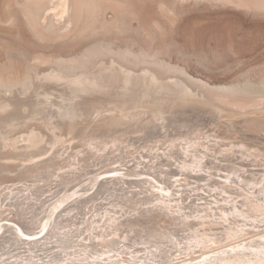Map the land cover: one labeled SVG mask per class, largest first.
<instances>
[{
    "label": "rangeland",
    "instance_id": "1",
    "mask_svg": "<svg viewBox=\"0 0 264 264\" xmlns=\"http://www.w3.org/2000/svg\"><path fill=\"white\" fill-rule=\"evenodd\" d=\"M163 1H164V3L166 5L163 3ZM105 2H106V4L104 3L103 6H102V8L99 9L96 18H94V19L89 18L88 19V17H85L84 20H83L84 26L81 29L78 30L79 32L77 34H75L74 36H72L70 39H68V40H66L64 42H61V43H51V44H46V43H42V42L40 43L38 40H36V38H34L33 33L31 32V30H29V27L26 26L27 24L24 22V18L22 16V14H20L19 12H14V14L16 15V18H17V25L19 26L18 27L19 29L16 28V29H13V31H0V46L4 47V49H6L11 54L10 57H7L6 58V61L8 63H14V65L17 68H19V67H21L23 65L26 66L27 63H28V58L30 56L34 55V54H42V53L43 54H47V55H58V54H60V55H63L64 57H67V56H70V57H79L92 44H94L95 42H97L99 40H102V41L104 40V41H107V42L112 43L117 50H119L118 49L119 47H121V48L124 49L127 46H133V48H135V51H139L140 49H145L147 51H150V53H152V54H155L158 50H160L161 53L159 54V57L162 60H165V61H167V62H169V63H171L173 65H177V66L185 69L187 71V73L189 75H191L192 77H194L195 79L199 78V79H201L203 81L208 82L211 85H215V86H234V85H237V84L238 85L239 84L244 85L246 83H251V84L254 85L255 92H256V90L258 91V89L260 87H262L261 77H259V76H261L262 74H264V11L263 12L256 11L252 7L251 8H246L245 7L244 8L243 6H236V5H232V4H230V5L229 4H225L224 5V3H222L221 1L219 2L218 0H214V1L213 0H201V1L200 0H197V1L196 0H192V1L191 0H189V1H185V0H167V1L166 0H106ZM108 2L113 6V8L107 9ZM185 5H187V6H185ZM16 7H18L17 4H15V11L18 10ZM105 18L108 21V23H110V25L107 26L106 28H103V26H105V25H103V20ZM155 24H157L156 27H155ZM0 56H1V51H0ZM110 63H111V61H110ZM112 64H114V63L112 62ZM103 65H105L106 67L109 66V65H107V63L106 64L103 63ZM51 67H52V65H49L47 67H44L42 69V71L43 70L44 71H47ZM94 67H91V68H93L92 70L94 72H98V76L97 77H100V76L101 77H104L103 75H101L102 73L99 71V69L97 68V66H94ZM91 68L89 70H91ZM141 73H143L142 70H141ZM85 75L86 74H84L83 77H85ZM120 75H121L120 76L121 78L119 77V74L118 73H115L114 75H112L113 79H112V77L110 78L112 80V82L117 78L118 80H115L114 82H119V83L118 84L117 83H114V85L112 87H110V85H109V87H106V90L105 91L107 93L106 92H103V91H102L103 93H101V92H98V93L92 92V91H90L91 90L90 88L88 90L90 92L87 91L86 93H83L84 94L83 95L84 97L91 96V98H94L93 96H95V95H92V93L96 94V96H101L100 95V93H101L102 94V98H101L102 101L101 102L104 103V105L107 103L106 106H108L109 99H111L109 97L110 96H113V99H112L113 100V103H112V105L108 106L109 107V109H108L109 112L104 111L105 109H107V107L106 106L104 107V105L101 103L103 105L102 106V109L103 110L101 109L98 112L96 111L95 114L91 113L92 112L91 111V112H87V113H91V114H87L86 113V116H79L76 119L77 120V123H76L77 126H76V128L74 130V136H76V137L77 136H80L81 137L83 135H85V136L89 135V137L88 136L87 137L89 139L90 138L91 139L89 140L87 137H85L84 139H82V142H84V143L86 141H88V140L90 142L92 140L91 144L92 143H95L94 140H93V138L94 139L95 138H98L96 142H102V141L108 142V144H110V145H108L107 143H105L103 145V148H106V150L103 149V151H105V152H102V151L100 152L99 151L100 153L99 152L97 153L98 156L96 154L97 157H94V160H88V163H87L88 167L91 168L93 166V162H91V161H95L97 158H100V157H102L101 158L102 159L101 160L102 162H103V160L106 161L107 159H110V160H107L108 162L111 161L112 159L116 162L113 165L112 169H119V170H118V172L115 171L114 173L120 174L123 170H128L130 168V166H131V167H133L132 169H135V171L133 173L136 174V177L129 178V181L130 180L133 181L132 185H130V187H128V185L126 186L125 183H123L122 185H119L116 188L117 191H115V192L113 191L114 190V187L112 185H110V186L109 185H105L104 187H102V189L99 188V190H97V189L96 190L94 189L93 191L91 190V192H92L91 194L85 195L84 197L79 198V200H75V201L70 202L69 204L63 206L62 208H60L59 210H57L56 214H53L52 215L53 218L54 217H55V219L57 218L56 220L58 221L57 223L59 224V225H57V224L55 225L54 224L55 221L53 219L52 228L54 227L53 229H55V230H58L59 229L58 230L59 233H60V235L58 236L59 238L58 237H55V238L54 237L53 238L51 237L52 240L51 241H48V244L47 245H44V243H47V241H45V239L46 240L48 239L47 237L45 238V235L51 229V228H44L43 234H41L39 236V238H41V239H44L45 238L44 239L45 242H42V245H40L41 243L40 244H36L35 243L36 245L34 243H30L29 245H27V244H21L19 246L18 245H14V246L12 245L11 248H6L2 252L1 255L2 256L4 255V259L1 260L0 263H3L4 262V264H6L8 262L7 264H12V261H14L13 257L15 258V255H17V254L19 255V253H24L26 251L25 254L28 255L27 257H29V258L27 259V262L28 263L25 262L24 264H30V262H32V264H33V260H34V263H37V264H46V263L49 264V262H52L53 264L54 263L55 264H57V263L60 264V262H63L61 264H65V263H70V264L77 263L78 264V262H79L78 259H80L79 252L81 254L84 253V255H83L84 257H81V258H86L87 257V254L88 255H91L92 254L95 259L96 258H101V260H99V262H101V263H105L106 261H111L112 260V264H123V262H121V261H123V257H125L126 255L122 256L121 253L124 251V249L125 250L127 249L126 246H125V244H124V242L125 241L126 242L128 241V243L130 242L131 244H134V246L132 245L131 250L130 249L128 250V252H130L132 256L130 254H129L130 256L129 255L126 256L125 258L128 259V260H126L124 258L127 263L130 260L129 261L130 264H140V263L143 264L144 261L139 260L138 259L139 257L137 258L139 261L133 259L132 257L133 256H143L144 255L143 256L144 259H147L148 260L145 264H148V263L149 264L150 263L151 264H154L153 262L155 261V259L153 257H151L152 255L150 254V252L151 253L152 252L154 253V251H156V249H157V248H155L156 246H158V248L160 247V249L164 250L165 252L168 251L167 253H169L168 254L169 256L172 255L173 250H176L177 248L178 249H181L182 247H185V246L186 247H189L188 241L186 242V240H187L186 239L187 238V235L186 234H189V232L191 233V231H188L189 230L188 227L185 226L187 229L184 227V224L181 223V220L182 219L180 221H178V220L174 221V222L178 223L177 224L178 228L175 227L176 226V223L175 224H171V223H169L167 221L168 222V226H169V228H168V226L166 225V223L165 222H162V224L164 225V227H167L168 228L167 229L168 233L166 231L167 234L162 231L163 234H165L167 236V238H166V236H163V237L161 236L160 238H156V239L155 238H152L151 236H153V235L150 234L151 235L150 236L149 235V231H147V232H144L143 231V233H140L139 232L141 234V236L140 235H137L138 231H137V233L135 232L137 229H141V227L139 226V223L140 222H141L140 224L144 223V224H142V227H147V225H149V223H151L152 220L154 221V219L151 220V218L154 216V214L152 215L153 212H151V214L148 211L147 212L149 214H147V212L146 213L145 212H141L140 214L135 212V210H138L139 208H142V209H140V211H143V209H145V207H148L147 205H150L148 203V199L149 200L151 199L150 196H149L150 195V192H148L147 190L143 189V184L141 182H139L142 179L148 178V176H147L148 174L147 173L149 172L148 171L149 169L147 168V166H144V164H141V163H145L146 165L149 164L150 167H152V163H154L153 166L154 167L157 166L156 167L157 173L160 174L162 171H165L166 172V170H167L166 173H169L170 174V172H171V175H173V171H175V170L178 171V169L181 166L184 165L185 160H192L193 163H195L196 160L197 161L199 160L201 167L202 166H208V168H207L208 170L203 169L205 167H202V169L204 171L203 170L200 171V167H199V168L196 169V171L197 172L200 171L199 174L202 175V176H207V177H210V178L212 177L211 178V182L214 183L212 181V180H214L215 181V184L217 186L216 188L218 189V190H216L215 187L213 188V186H212L211 183H210L211 185H208V186L205 185V186H203V183H201V182H198L197 183L196 181L192 180V182H194V184L192 183L191 186L192 185L193 186L192 187H189V185L187 184L188 182L187 183L186 182H182V183H184L183 184V187L180 189L182 191V196L184 198H186L187 196L193 195V196H191L190 199L186 200V202L184 203V205L182 204V206H185L186 204H189V201L192 202L194 200L197 201V204L199 203V205L200 204L203 205V206L197 207V208H196V206H194V210H192V211H189L188 210L192 214L191 220L192 219L194 221L197 220L196 222L197 223H200V225L198 227V230L200 231V233L202 232L201 234H208V235H212L213 234L212 236H214L212 239H210V240H213L211 242H210V240L206 239L208 241H207V243L204 244V248L205 249L201 251L203 254L202 253H200V254L199 253H195L194 254L195 255L194 257L196 258V256H197V257H199V259L193 261L192 263H189V260H188L186 262V264H193V263L198 264V262H200V263H206L205 260H211L212 262L210 264H213V263L214 264H217V263L222 264L224 262L219 261V260L218 261L216 260V263H215V261L213 262V260H214L213 257L220 256L219 252L222 253L223 250H224V247L227 248V250L229 248L230 249L229 251H231L232 248L230 246H232V245L235 246V244L238 245V241H239V244L241 245L240 247H237L236 248V249H238V251H240L242 253L244 250L241 249V247L242 248L243 247H246V245L248 243V245L250 246V248H248L247 250H245L243 253H246V255L249 254L250 259H251V257L252 258L258 257L259 256V252H263L264 251L261 248V246H260V243H262L261 238H260V234H261L260 231L262 232L264 230V214H263L264 213V206H261L262 203L264 204V194H263L264 192L261 193V195L260 194H256L252 198V197H248L246 194H243V192L239 189V187L242 186V185H246L247 189H249V188L250 189H253V191L251 190V192L254 194V193H256L257 189H261L262 186H264V178H263V176H264V173H263V171H264V151H261V152H263V154L260 153V151H259V147L260 146L262 148L264 147V131L263 132L261 131V130H264V129H261L260 130L261 132L260 131L257 132V131L254 130V128L256 126H252L250 123H248L252 118H255L256 117L258 119H262V124L263 125H261L260 127H263L264 126V115H263V113H264V110H263L264 109V101H263L264 100V93L260 92V93H256V94H251L253 96V101H254L253 104H251L252 103L251 101L248 102L249 105L245 103L246 104V107H247V105L249 106L248 108H246L244 106L247 109L246 111H248V110L251 111V109L253 111V109L259 108L256 111H253V112H257V113L255 114V116H253L254 114H252L250 116V120H248L249 116H245L244 114H239L241 112V111L239 112V110H237L239 108H236V106H234L235 107L234 108L233 105H231L233 107V108L230 107L231 108V112L232 113H234V112L235 113H238V115L234 116V118L232 117V119H231V121H232V120H234L237 117L236 118L237 120L236 119L234 120V122L235 121L237 122L235 124V127L236 128H234L233 121L231 122V121H229V119L228 120L225 119V121H224L223 118H217V117H219L218 115H216L217 112H216L215 116H213V119H211L212 118L211 115H214V114L209 113L208 112V109H204L202 111H199V112H197L198 114L197 113H193L192 110L191 109H188V108L183 109V110H179V108L173 109V107L171 106V101L169 99H165V100H161L160 101L161 103H163V108L161 110V114L159 116H157V119L155 118L156 120L154 122H152L153 112L151 114L150 113V109L149 110L147 109V106L150 104L149 102L151 101V99L149 101V98H148V103H147V101H146L147 100V97H146V99L143 98V103L145 102L144 103V106L143 107H138V108H136V106H135V102H138L139 100H142V98L139 99L140 97H138L139 95H141L138 89H141L140 91L142 92V90L146 88L147 82L145 83V80L148 79L147 76L144 77L145 79L142 78L141 81H138V82L136 80H138L139 78H135L136 79L135 82L136 83H140V85H137V87H134L133 88V92H131V93L132 94H134V93L137 94V92H138L139 94H138L137 97H135V98L133 97L132 100H128L124 104L121 100H117V96H118V93H122L123 91H125L126 88H127V86H130L129 84H131L130 82H132V80H133L132 79L133 78V75L131 76V78H130V76H127V75L125 76V74H121L120 73ZM148 75L151 76V73L148 74ZM114 76L115 77L117 76V77L115 78ZM150 76H148V77H150ZM83 77L81 76L80 78H83ZM126 77H127V79H125ZM124 79H125V82H124ZM128 79L131 80V81H129ZM150 79H151V77H150ZM150 79H148L149 82L155 83L152 79L151 80ZM104 80L105 79H103V81ZM168 81L170 83H172V82L174 83V81H176V78L169 79ZM259 81H261V82H259ZM87 82L88 81H85V85L86 86L88 85ZM123 82L125 84H123ZM127 83H128V85H127ZM103 84H104V82H103ZM141 85L143 87H145V88H142ZM144 85H146V86H144ZM81 86H80V88H81ZM258 86H259V88H258ZM138 87H141V88H138ZM195 87L196 86H192L193 91H195V93H199L200 92V89L198 88V90H197L196 89L197 87L196 88ZM134 89H136L138 91H136ZM81 94L82 93H79V95H81ZM108 95H109V97H108ZM246 95L239 94L237 96H233L234 97V101L239 98L238 96L244 97ZM252 96H249V97H252ZM245 98L246 97H244V99ZM231 99L233 100V98H231ZM171 100H173V99H171ZM239 102L241 103V99H240ZM239 102H238V104L240 105ZM243 102H246V101L243 100L241 104H243ZM218 104H220V103H218ZM245 104H243V105H245ZM254 104L255 105H258V107H256ZM145 105H146V107H145ZM221 105H222V108L226 109L225 113L227 111H230V108L229 107H228L229 108L228 109L227 106H223V104H221ZM243 105L242 106L240 105V107H243ZM228 106H230V105H228ZM250 106H252V108ZM254 106L256 108H254ZM260 106H261V108H260ZM236 110H237V112H236ZM240 110H242V108H240ZM258 110H260L261 112L260 111L258 112ZM122 111L124 112V115H125V117L127 119V124L125 126H119V125L111 126V125H109L110 127L109 126H104V128H103L102 126H99V124L97 123V121L102 116H104V115H107L108 116V115H110L112 113V114H114L116 116V115H120ZM136 111L138 112V114H136L137 113ZM67 112H68V109L62 110V111H58L57 115L61 117L63 114H66ZM241 113H244V112H241ZM259 113H261L262 115L259 114ZM78 114H80V113L78 112ZM136 115H138V116L136 117ZM239 115L240 116L242 115V116L240 117ZM243 115H244V117H243ZM256 115H258V116H256ZM193 116H195V117H193ZM82 117H83V119H82ZM242 117L244 118L243 120L245 121V123L242 120ZM245 117H247V118H245ZM38 118H40V115H38ZM163 118H164V120H163ZM190 118H191V120H190ZM198 118H201V119H198ZM222 120L224 122H226L227 124H224ZM205 122L206 123L208 122L207 125H206ZM151 123H153V124H151ZM159 124L162 125V126H160ZM195 124H196V126H195ZM154 125H156L157 128L159 127V129H157L156 127L154 128ZM167 125H168V127H167ZM250 127L253 128V131L252 130H249V129H252ZM166 128L167 129L169 128L167 130L168 131L167 133H166ZM213 129H215V132L214 133H211L210 130H213ZM64 130L63 129L58 130V132L61 131L60 133H63V135H62L63 138L59 141L58 144L62 143L61 141L62 140H66V139L68 141L75 142V140L74 141L72 140L73 139L72 138L73 136L70 133H68L67 130H65L67 133ZM79 131H81L82 133L79 132ZM216 131H217V134H219V135H214V134H216ZM207 132L209 134H207ZM122 133L123 134H126V135H124L125 138L123 139V141H122V138H123L122 137L123 136ZM256 133H257V135H256ZM235 134H237V137H236ZM241 135L243 137H246V139L243 138ZM253 135H255L256 137L255 136L253 137ZM64 136H65V138H64ZM216 136L217 137L219 136V137L217 138ZM118 137H120V138L117 139ZM181 137H184V138L182 139ZM204 137H206L205 138V141H204ZM260 137H262V138H260ZM86 138H87V140H86ZM176 138H177V140H176ZM192 138H193V140H198V142L200 141L199 138H201V141L199 142L201 144L196 145L194 143V141L192 143V141H191ZM216 138L219 141H216L215 140ZM220 139H221V141H220ZM117 140H118L119 143L117 142ZM237 140H238V142L246 141L245 143L248 146L251 145L250 147H253L255 149L254 151H255L257 157L255 156L254 158H252V157L250 158V157L247 156V154H243L242 152L241 153L238 152L240 150L237 149V148L234 149V150H236V153L234 154V150L232 149V147H233L234 143H237ZM115 141H116V143H115ZM158 141H160V142H158ZM188 141H189V143H188ZM206 141H207V143H205ZM156 142H157V144H154ZM186 142H187L188 146H187ZM167 143H170V144L168 145ZM46 144L47 143H44V146ZM181 144L182 145H185L184 146V150H183V146ZM217 144H219V145H217ZM65 145H67V143ZM258 145H260V146L258 147ZM47 146L49 147L50 145L47 144L46 145V148H47ZM89 146H91V145H89ZM129 146H131V147H129ZM136 146L137 147L139 146V147L136 148ZM122 147H124V148H122ZM151 147H153V148H151ZM170 147H172V148L170 149ZM175 147L180 150V153H177V152H176V154L173 153V152H175L174 151ZM117 148L119 149V151H118ZM121 148L123 149V151H122ZM129 148H131V149H129ZM140 148L141 149L143 148V149L141 150ZM163 148H164V151H162ZM192 148L194 149L193 150V153H198L199 155H196V154H193V153H187V150L189 152V149H192ZM202 148H204L203 151H202ZM209 148H211V149H209ZM112 149H115V151L114 150L112 151ZM139 149H140L141 152L139 151ZM125 150H127V151H125ZM133 150H137V151L135 152ZM148 150H150L149 151L150 153L148 152ZM152 150H153L154 153L152 152ZM166 150L168 151L167 153H166ZM175 150H177V149H175ZM108 151L109 152L112 151L113 153L110 152V154H111L110 155ZM116 151H118V152H116ZM131 151H132V153L134 152L133 155L131 154ZM125 152H130V153H125ZM145 152L146 153L148 152L147 154H153V155H151L152 158H151L150 155H147L148 161H147V159L144 158V157H146ZM48 153L50 155H52L53 154V151H48ZM104 153H105V155H104ZM106 153H107V155H106ZM116 153H118V154H116ZM136 153H138V154L136 156H134ZM141 153L144 154V157L142 155H140ZM237 153H239V154H237ZM125 154H126V156L127 155H132L134 157H132V156H131V158H130V156L126 157ZM162 154H164L165 156L164 155L162 156ZM191 154H192L193 157L190 158L189 156ZM99 155H101V156H99ZM138 155H140V156H138ZM200 155H202V156H200ZM0 156H2V154H0ZM81 156H82V154H81ZM107 156L110 157V158H107ZM124 156H125V160L126 161H128V159L130 160V163L125 162ZM2 157H4V156H2ZM153 157H154V159H153ZM163 157H164V159H163ZM172 157H174L175 160ZM219 157L220 158L223 157L222 159H224L225 161L219 160L218 159ZM149 158L152 161H149L150 160ZM157 159H158V161L155 163V161ZM178 159H179L180 162L178 161ZM210 159H212V160H210ZM7 160H9V159L2 160L3 163H2V161H0L1 162L0 164H5L6 165V164H9L11 162H14V159L13 160L10 159L11 161L10 160L7 161ZM117 160H119V161L121 160L122 162L121 161L120 162L123 165H125V168H123L124 166H122V164L119 161H117ZM123 160H124L125 163H127V165L123 162ZM136 160H139L140 162L141 161L142 162L141 163L139 161L136 162ZM218 160L220 162H223V163L218 162ZM5 161H6V163H5ZM101 161H100V159L99 160H96V162L98 164H100ZM107 161L104 162V163H106V165L110 163V162L108 163ZM161 161H163V163L164 162L165 163L163 164ZM208 161H210V163L213 164V165L212 164L211 165L214 168L210 164H207ZM75 162L77 163V160H75ZM134 162H136V163H134ZM138 162H139L140 165L137 164ZM169 162H170L171 168H169V165H168ZM171 162H172L173 165L176 164V167L175 166L173 167V165L171 164ZM235 162L239 163L238 166H235V165H237V163H235ZM23 163L25 164L26 162H22V165H24ZM104 163L102 165L100 164L98 168H100L101 166L105 165ZM181 163H183V165H181ZM203 163H205V165ZM244 163L246 165H244ZM98 164H97V166H98ZM165 164L167 165V167H166ZM158 165H159V167H158ZM191 165H192V163H191ZM220 165L221 166L223 165V167H220ZM75 166H76V168H77V166L78 167H82V164H79V165H68L67 167L65 166L67 170L63 167V164H61V165L59 164V166H58L59 169L62 167L60 170H56V169H58V167L56 169H54V168L51 169L50 168L48 170L45 168L44 171L42 170L44 168L41 169L42 171L40 169H37L36 171L32 172V174L30 173V176L29 177L27 176L28 177V180H30V179L32 180V181L30 180L28 182H26L27 181V177H25V178L23 177V178H20V179H14L15 182H14L13 179H10V181L4 182L5 185H3L4 183L3 184L0 183V185L2 184L0 186V188L1 189L3 188V190H4V191L0 190V196L2 195L0 197V202H1L0 203V211H1V213H0V217L1 218L0 219L2 220V221L0 220V224L1 225H3V224L9 225V224L12 223V221H9L8 222L7 220H4V219H6L7 217H9L7 219L13 218L14 215L13 214L10 215V213L8 215V212L14 211L15 208H16V206H17V208H19V209H22L23 208V210H21V211H23L22 212L23 214L26 213V217L24 218L25 219L24 220L25 221V224L24 225L25 226L27 225L26 226L27 227V230H28L27 232H30L29 230L33 231V229L37 228L38 227V223L37 222L35 223V220L34 219L40 220L39 219L40 218L39 215L41 213L45 212L44 209L47 210V206L51 205V203H54V202H56L57 199H59V197H57L55 195V193L62 190L63 195L65 194L64 193L65 190H63L64 189V186L62 185V183H60L61 182V179H60L61 177L60 176L62 175V177H64V175L65 176L66 175H69L70 170H72V169L76 170V168H74ZM209 166H210V168H209ZM243 166H246V167H244L242 169ZM119 167L122 169V171H121V169ZM216 167L219 168V170H217ZM238 167H240V168H238ZM228 168L230 170L229 171H226V169L228 170ZM64 169L66 171H68L69 169L70 170H69V172H66V171H64ZM94 169H96V168L94 167ZM139 169H141V170H139ZM160 169H161V171H160ZM38 170H40V171H38ZM53 170L55 171V173L53 172ZM104 170H107V169L105 168ZM3 171H6V169H3ZM49 171L52 172V174ZM59 171L61 172V174H60ZM82 171L85 174V172H84L85 170L83 168L81 170L79 169L78 170V173H80ZM144 171H145L146 175H141V177H140L139 176V172H144ZM154 171H155V169H154ZM215 171H216V174L218 175V177H217L216 174L213 173ZM96 172H98V171H96ZM188 172H190V170H188ZM222 172H223V174H226L227 176H229L228 179L229 180L231 179L230 181H234V186H231L228 183L229 181H226L227 180L226 178L225 179L220 178V176H224V175H222ZM228 172H230V173H228ZM38 173H40V174H38ZM83 173H81V174H83ZM251 173H253V174H251ZM111 174H113V173H111ZM92 175L93 176H96L97 174L96 173H92L89 176H85V177L83 176L82 179H80V181L74 182L75 184L72 183L73 185H70L69 190L70 189H71V191H72V189L75 190L79 186H81L82 188H85L84 187L85 186L84 185L85 182H87L88 178L93 177ZM226 175L224 177H226ZM255 175H257V176H255ZM260 175H261V177H260ZM41 176L43 177L45 183H44V181L42 182V181H39L38 180L40 178H41V180H43ZM237 176H239L240 178H237ZM52 177L54 178V181H53V178ZM105 177H107V175H104V177L102 178V180H104ZM231 177H234L236 179L234 180ZM36 178H38V179H36ZM50 178H52V179H50ZM65 178H67V176ZM180 178L183 179L184 177L183 176H178V177L176 176L172 181H174L176 179H180ZM260 178H261V180H260ZM69 179H72V178H67V180H69ZM84 179H86V181H84ZM237 179H238V181H237ZM241 179H243L244 181L241 180ZM16 180H18V181L22 180V181L21 182H18ZM122 180H124V179H122ZM219 180H221V181H219ZM258 181H260V184H259L260 186L257 184ZM37 182L41 186L38 185ZM40 182H42V183H40ZM55 182H56V184H55ZM57 182H58L59 185L57 184ZM78 182L80 184H82V182H83V184H82L83 186L80 185V184H78ZM237 182H238V184H237ZM33 183H35V184H33ZM47 183H49L51 185L49 186V184H47ZM252 183H253V185H251ZM18 184H20V185H18ZM196 184L199 185V186L198 187L197 186L194 187ZM28 185H29V188H28ZM30 185H31V187L32 186H34V187L30 188ZM52 185H55V187L52 186ZM60 185H61V187H60ZM250 185L252 187H250ZM44 186H45V188H44ZM56 186H58L57 187L58 189L56 188ZM73 186L76 187V188H74ZM187 186L190 189H188ZM200 186L202 188H204V190ZM220 186H222V187H220ZM223 186H225V187H223ZM13 187H15L16 190H13ZM50 187L52 188L53 191L51 190ZM105 187H106V189H104ZM108 187L109 188L111 187L110 188V191L107 190ZM112 187H113V189H112ZM186 187H187V189H186ZM48 188H49V190H48ZM54 188L56 190H54ZM31 189L32 190L34 189V190L32 191ZM41 189H44V190H41ZM103 189L106 192H110V194H113L114 193L115 196H114V194L112 196L109 195L108 193H106L105 191H103ZM191 189H194L197 192H194V193L191 194L189 192ZM223 189H227V192H221ZM38 190H40V191H38ZM14 191H16V192H14ZM42 191H44L43 194L40 193ZM111 191H113V192L111 193ZM68 192L71 193L70 191H68ZM68 192L66 194H69ZM116 192L119 194L118 196H116V194H117ZM134 192L136 194L135 195L134 194L131 195V193H134ZM2 193L4 194V196H3ZM10 193H12L13 197H12V195ZM140 193L141 194L144 193V194L141 195ZM204 193H207V195L204 194ZM216 193H218L221 196H219ZM33 194L34 195H37L38 194V196L40 195L39 197L38 196L37 197L35 196V199L36 200L35 199H34L35 201L33 200L35 204L31 200L32 199L31 197L34 196ZM53 194H54V196H53ZM30 195H32V196H30ZM43 195H45L47 199H48V196H50V195L52 197H54V198H52L50 196L51 198L50 197L49 198L51 199V201H50V199H48V201H49L48 202L46 200L45 196H43ZM90 195H93L95 199L93 198V196H90ZM127 195H128V197H127ZM28 196L31 199H29ZM97 196H99V197L97 198ZM142 196H145V197H142ZM129 197H131V198H129ZM261 197H262V199H261ZM8 198H9V200L7 201ZM38 198L39 199L41 198V202H40V200ZM104 198L105 199H109V200H106V202H108V203L111 200L110 203H109L110 205L108 203H106V202L104 203V200H105ZM126 198L129 199V200H127ZM204 198H205V200H204ZM256 198L258 199V202H257V199ZM52 199H53L54 202H52ZM198 199H199V201H198ZM206 199H207V201H206ZM254 199H256V200H254ZM26 200L27 201L28 200H31L32 204L29 201H28L29 203L27 202L28 203V206L30 205L31 207H28V206L26 207V205H27V203L25 202ZM44 200H45V202H44ZM116 200H118V201L116 202ZM135 200H136V202H135ZM11 201L13 203H11ZM119 201H121V204H120ZM139 201H142V203L139 202ZM16 202H18V203L16 204ZM21 202H22V204H21ZM23 202H24V204H23ZM43 202H44V204H42ZM248 202H252L255 206H257L259 208V211H251V209L249 208L250 206L248 205ZM5 203H7V204H5ZM89 203L91 204V206H90ZM124 203H125L126 206L129 205V203H130L132 207H134L135 204L138 203V208H136L134 210V212L132 211L133 214L132 213L131 214L129 213L130 214L129 215L128 213H126L128 211V209L126 207L122 206V205H124ZM132 203H133V205H132ZM139 203L142 205V207H141V205ZM15 204H16V206H15ZM33 204H34V206H33ZM97 204H99V205H97ZM101 204H102V209L100 208ZM204 204H205V206H204ZM79 205H80V208L83 209V211H84V212L82 211L83 213L81 212L82 209L79 208ZM88 205H89V207H88ZM211 205H212V207H211ZM14 206H15V208H13ZM32 206L35 209L39 207V209H36V210L32 209L31 210V208H33ZM73 206H75V207H73ZM40 207L41 208L43 207L42 208L43 212L42 211L39 212L41 210ZM103 207H105V208H103ZM180 207H181V205H180ZM226 207H227V209H226ZM27 208H28V210H27ZM65 208L66 209L68 208V210H66ZM76 208H77V210H76ZM118 208H120V209H118ZM230 208H232V209H230ZM98 209H99V211H98ZM112 209H115V210H112ZM116 209H118V210H116ZM175 209L178 210L177 207ZM3 210H7V211H4L3 212ZM26 210L28 211V213L27 212H24ZM60 210H62V211H60ZM64 210H65V212H64ZM110 210H112V211H110ZM125 210H127V211H125ZM213 210H215V211H213ZM33 211H35V212H33ZM49 211H51V210H49ZM59 211H60V215L58 217ZM86 211H88V212H86ZM73 212H74V214H73ZM250 212L253 215H256V214H259L260 213L259 214L260 217H258V219H257L254 216H252L250 214ZM256 212H258V213H256ZM5 213L7 215H4ZM32 213H34V214H32ZM91 213H92V215L93 214L94 215L92 216ZM98 213L99 214L101 213L103 216L101 214L99 215ZM113 213H114L115 216H113ZM142 213H144V214L142 215ZM199 213H201V214H199ZM29 214H30L31 218L29 217ZM86 214H87V216H86ZM108 214H111V215L108 216ZM134 214H135V217H134ZM145 214L147 215V217H146ZM208 214L210 215L209 217H207ZM120 215H121V217H120ZM127 215H129V216H127ZM171 215L176 218L177 216H180L181 214L178 213L177 215H175V214L173 215V213H172ZM199 215L202 218L203 217L204 218L201 219V220L200 219H197L199 217ZM202 215H204V216H202ZM2 216H5L6 218L5 217L2 218ZM32 216H33V218H32ZM42 216H43V214L41 215V218H42ZM64 216H66V218ZM138 216L140 217V219H139ZM141 216L143 218H145V219H143ZM225 216H227V217H225ZM88 217H90V218H88ZM126 217H128V218H126ZM91 218H92V220H91ZM93 218H94V221H93ZM123 218H125V220ZM214 218H216V219H214ZM64 219L66 221H64ZM78 219H79V221H78ZM84 219H86V220H84ZM103 219H105V221H102ZM113 219H114V221H113ZM116 219H118V220H116ZM128 219H130L129 222H128ZM208 219H210V220H208ZM30 220H31V222H30ZM87 220H88V222H87ZM121 220L123 222H126V221L127 222L124 224V223H122ZM100 221H101V223H100ZM119 221H120V223H119ZM213 221H215V222H213ZM26 222H27V224H26ZM61 222H63V223L65 222L64 223V226H63V223H61ZM131 222H132L133 225H131ZM28 223H29V225L30 224H32V225L29 227L28 226ZM90 223H92L93 226H91ZM105 223H107V224L105 225ZM117 223H119V224H117ZM114 224H116V225H114ZM145 224H146V226H145ZM203 224H205L204 225L205 228H204ZM230 224H232V225H230ZM119 226H122V227H119ZM136 226H138L140 228H138ZM253 226H257V227H260V228H258L259 230H256L257 228L256 227H253ZM60 227L61 228L64 227V228L63 229H60ZM75 227H77V228H75ZM94 227L95 228L98 227V229L97 228L95 229ZM149 227H151V226H149ZM149 227H147V228H149ZM235 227H237V228H235ZM107 228H108V230H107ZM214 228H216V229H214ZM244 228H246V231H250L249 233L251 235L248 233V234H245L246 237H243V238L238 237V236H240V233L241 234H244V231H242V229H244ZM65 229H68V230H65ZM122 229H125V230H122ZM128 229L131 230V233L133 231V233L131 234L130 233V230H128ZM202 229H204L205 231L202 230ZM219 229L220 230L222 229V232ZM228 229H230V230H228ZM235 229H239L241 231H237L236 232ZM87 230H88V232H87ZM105 230H106V232H105ZM215 230H217V231H215ZM68 231L69 232H72V234H70V235H72V237H74L73 238V241H71V242H67V239L68 238L63 235L65 233H67ZM128 231H129V233L131 235L128 233ZM210 231H212V232L214 231L215 234L212 233V232H210ZM92 232H93V234H92ZM84 233H85V235H84ZM97 233H98V235H97ZM218 233H220V234H218ZM1 234L2 233H0V235ZM75 234L77 235L76 237H75ZM128 234H129V236H128ZM134 234L137 235V236L135 237ZM147 234L150 237L149 236L147 237L146 236ZM169 234H170V236H169ZM171 234L174 235L175 237L172 236ZM226 234L228 235V237H227ZM142 236H143V238H142ZM144 236L147 237V239H150V243H146L147 242V239L144 238ZM252 236H253V238H252ZM60 237H62V238H60ZM88 237H90V238H88ZM127 237L129 238V240H128ZM39 238L37 236H32V237L31 236H28V237L27 236H25V237L24 236H21L20 237V239H22V240L23 239L34 240V239H39ZM83 238H85V239H83ZM97 238L100 241V244H98V243L96 244V242H99L97 240ZM176 238H178V242H179L178 245L175 244L176 243L175 242V239ZM166 239H168V241ZM214 239H215L216 242H214ZM246 239L248 240V242L245 241ZM142 240H143V244H141L142 243ZM87 241L89 243H87ZM155 241H157V243ZM49 243H51V244H49ZM214 243H216L217 246H221V247H217ZM78 244L84 245V246L88 244V245H93L94 247H92V248L90 247L89 248V246L87 245L88 247L85 246L84 250H76V248L74 246L75 245H78ZM95 244L97 246H95ZM161 244L162 245L164 244V245L162 246ZM221 244H223V245H221ZM135 245H137V246H135ZM66 246H72V248L69 249V252L72 251V254L69 255L70 257L68 255H65V257H64L65 259H64L63 258L64 253L62 254L61 252H59V250L62 247L66 248ZM146 246H148V247H146ZM19 247H21L22 249L19 248ZM151 247H153L152 248L153 251H149L147 249V248H151ZM251 247H254V248H251ZM112 248H114V250ZM139 248H141L142 250L139 249ZM214 248L216 249L215 251H217V253L214 251ZM218 248L220 249V251H218L219 250ZM15 249H17V251ZM138 249H139V251H138ZM143 249L146 252L143 251ZM43 250H45V251H43ZM47 250H49L48 251L50 253V254L48 253L49 256L51 258H54L55 257V259H50L49 256H48L49 258L47 256H46L47 259L45 258L44 255H46L45 252H47ZM36 251H38V252H36ZM40 251H42V252H40ZM195 251H197V250H195ZM211 251L213 252V255H212V252ZM253 251H255V252H253ZM33 252H35V253H33ZM93 252L94 253H98L100 256L98 254H94ZM208 252L211 253V254H209ZM257 252H258V255H257ZM5 253H7V255ZM51 253H54L53 254L54 257H53V255ZM100 253H102L103 255H101ZM141 253H143V254H141ZM8 254H10L11 256L8 255ZM114 254H119V255H114ZM149 254L151 256H149ZM214 254H216V255H214ZM250 254H252V256H250ZM18 255H17V257H19ZM34 255H36V257H32ZM55 255H58V256H55ZM60 256H61V258H60ZM75 257H76L77 260L74 259ZM118 257H119V259H117ZM208 257H211V258L208 259ZM249 257H246V261L249 260ZM8 258L9 259L12 258V259L11 260H8ZM33 258H35V259H33ZM70 258H71L72 261L70 260ZM188 258H190V257H188ZM31 259H32V261L29 262L28 260H31ZM152 259H154V260H152ZM172 259H174L173 260L174 262L172 264H176V263L182 264L181 263L182 259H180L178 257H172ZM178 259H179V261H178ZM257 259H259V258H257ZM18 260H20V258ZM38 260L39 261H43V262L41 263ZM133 260H135V261H133ZM201 260H203V261H201ZM44 261H46V262H44ZM126 262L124 264H127ZM106 263H108V262H106ZM157 263L158 262H156L155 264H157Z\"/></svg>",
    "mask_w": 264,
    "mask_h": 264
},
{
    "label": "bare ground",
    "instance_id": "2",
    "mask_svg": "<svg viewBox=\"0 0 264 264\" xmlns=\"http://www.w3.org/2000/svg\"><path fill=\"white\" fill-rule=\"evenodd\" d=\"M106 0H0V31H13V29H16L18 28L19 26L17 25V18H16V15L14 14V12H19L20 14H22L23 18H24V22L27 24L26 26L29 27V30H31V32L33 33V36L34 38H36V40H38L40 43H46V44H51V43H61V42H64L68 39H70L72 36H74L75 34H77L79 31V29H81L83 26H84V18L85 17H88L91 18V19H94L96 18L97 16V13L99 11V9L102 8L103 4ZM167 1V0H166ZM185 1H189V0H185ZM192 1V0H191ZM197 1V0H196ZM201 1V0H200ZM214 1V0H213ZM219 2L221 1L222 3L225 4H232V5H236V6H243L244 8H254L256 11H260V12H263L264 11V0H218ZM110 2V1H109ZM108 2V6H107V9H110V8H113V6ZM143 3V2H142ZM164 3V1H163ZM15 4L18 5V7H16L17 11H15ZM165 4V3H164ZM166 5V4H165ZM190 5V4H189ZM223 5V4H222ZM187 6V5H185ZM168 7V6H167ZM182 7V6H181ZM129 8V7H128ZM171 9V8H170ZM19 14V15H20ZM103 28H106L107 26L110 25V23H108V21L106 20V18L103 20ZM157 26V24H155V27ZM19 29V28H18ZM119 50H117L115 48V46L110 43V42H107V41H102V40H99L97 42H95L94 44H92L84 53H82L81 56L79 57H70V56H67V57H64L63 55H47V54H34L32 56H30L28 58V63L27 65H23L19 68H17L14 63H8L6 61V58L7 57H10V53L4 49V47L0 46V51H1V56H0V154H2V156H0V161L2 160H5V159H14V162H11L9 164H0V183H4V182H7V181H10V179H20V178H25V177H29L30 176V173L32 174V172L36 171L37 169H42L43 171L45 170V168L48 170V169H56L59 164H63V167L66 169V167L68 165H79V164H82V167H78L76 168V166L74 168H76V170L72 169L68 171H66L64 169V171L66 172H69V175H66L67 178H72V179H69L67 180V178H65L66 176L64 175V177H62V175L60 176L61 178V182L62 185L64 186V195H63V192L62 190L61 191H58V192H54L55 195L57 197H59V199L56 200V202L53 201L52 199V202L54 203H51V205L47 206V210H45V212H43L42 208L39 212H43L41 213L39 216H40V220H35V223L37 222L38 223V227L33 229V231L29 230L30 232H27V225L25 226V217H26V213L23 214L21 210L22 209H19L17 208L16 204L18 202H16L15 206L13 208H15L14 211L12 212H8V215L10 213L13 214V218H10V219H7L9 217H5V216H2V218H6L4 220H7L8 222L9 221H12L11 224L9 225H1L0 224V233H2L0 235V261L4 259V255L2 256V252L6 249V248H11V246L13 245H21V244H27L29 245L30 243H36V244H40L42 245V242H45L47 241V243H44V245H47L48 244V241H51L52 238L54 237H58L60 235L59 233V229L58 230H55L52 228V224H53V219H54V224L56 225H59L57 222V218L55 219V217L53 218V214H56L57 210H59L60 208H62L63 206L69 204L70 202H73L75 200H79V198L81 197H84L85 195H89L91 194V190L93 191L94 189L96 190H99V188L102 189V187H104L105 185H112L114 187V192L117 191V187L119 185H122L123 183H125V185L128 187H130V185H132L133 181H129V178H134L136 177V174H134L133 172L135 171V169H132L133 167L130 166V170H123L121 169V173L118 174V173H114L115 171L118 172L119 169H112L113 165L116 163L113 159L111 161H107V160H110V159H107V158H110L107 156V162L109 164L106 165V161L103 160V162L101 161L102 157L100 158H95L96 160H99L100 159V164L102 165L103 163L105 165L101 166L100 168L99 165L96 160L95 161H91L93 162V166L90 168L88 167L87 163H88V160H94V157H97L98 156V152L102 151V152H105L103 151V149L106 150V148H103V145L105 143L108 144V142L106 141H102V142H96L98 138H93L94 142L95 143H92V140L91 142L89 141L90 139L88 138L89 135L85 136H74V130L76 128V123H77V118L79 116H86V113L87 112H91L93 114L96 113V111L98 112L99 110L102 109V106L104 105V103H102V94L103 92H106V87H112L114 85V83H119V82H114L115 80H118L116 77V79L112 82V80L110 79L112 77V75H114L115 73H118L119 74V77L121 76V74H125V76H131L133 75V80L132 82H130L131 84H129L130 86H127L126 90L123 91L122 93H118V96H117V100H121L124 104L128 101V100H132V98L134 97H137L138 96V92L137 94L134 93L132 94L131 92H133V88L134 87H137V85H140V83H136L135 82V78H139L138 80H136L137 82L138 81H141L142 78H144L145 76H147L148 79H151L155 82V83H152V82H149V80H145V83L147 82V86L146 88L143 87L141 85L142 88H145L142 90V92L140 91L141 89H138L140 94L138 97H140L139 99L142 98V100H139L138 102H135V106L136 108L138 107H143L144 106V103H143V98L146 99L147 97V103H148V98H149V101L151 99V101L149 102L150 106L148 105L147 106V109L149 110L150 109V113L152 114L153 112V119H152V122H154L156 119H157V116H159L161 114V110L163 108V103H161L160 101L161 100H165V99H169L171 101V106L173 107V109L175 108H179V110H183V109H191L193 113H197L199 111H202L204 109H208V112L211 113V114H214V115H211L213 119V116H215L216 112L219 117L217 118H223L224 121L225 119L229 121H231L232 117L234 118V116L238 115V113H232L231 112V108H233L234 106H236V108H239L237 110H239V112H244V113H239V114H244L245 116H249L248 120H250V116L252 114H254L253 116H255V114L257 112H253V111H256L257 109H251L246 111L249 106L248 102H252L251 104H253V96L251 94H256V93H264V74H262L261 76V81H262V87L259 88L258 86V91L254 90V85L251 84V83H246L244 85H241V84H237V85H234V86H215V85H211L209 84L208 82L206 81H203L199 78L195 79L194 77H192L191 75H189L187 73V71L177 65H173L165 60H162L160 57H159V54L161 53L160 50H158L155 54H152L150 53V51H147L145 49H140L139 51H135V48H133V46H127L125 47L124 49L119 47L118 48ZM111 61V63H110ZM109 66H105L103 65V63ZM112 62L114 64H112ZM49 65H52L51 68H49L47 71H42V69L44 67H47ZM99 65V66H98ZM94 66H97V68L99 69V71L102 73L101 75H103L104 77H97L98 76V72H94L91 68V67H94ZM91 68V70H89ZM95 68V67H94ZM142 68V69H141ZM141 70L143 71V73H141ZM104 71V72H103ZM107 72V73H106ZM112 73V74H111ZM151 73V76L148 75ZM85 75V77H83V75ZM83 77V78H80V77ZM124 76V75H123ZM150 76V77H148ZM118 77V78H119ZM121 78V77H120ZM124 78V77H123ZM129 78V79H130ZM173 78H176V81H174V83H170L168 80L169 79H173ZM103 79H105L103 81ZM108 81H107V80ZM113 79V77H112ZM127 79V77L125 78ZM125 79H124V82H125ZM128 79V80H129ZM145 79V78H144ZM143 79V80H144ZM150 79V80H151ZM260 79V78H259ZM122 80V79H121ZM85 81H88V85L86 86L85 85ZM131 81V80H129ZM259 81V82H261ZM104 82V84H103ZM123 82V84H125ZM143 82V81H142ZM86 83V84H87ZM113 83V84H112ZM254 83V82H253ZM122 84V83H121ZM143 84V83H142ZM82 85V86H81ZM128 85V83H127ZM81 86V88H80ZM192 86H196L195 88L198 90V88L200 89V92L199 93H195V91H193L192 89ZM59 87V88H58ZM116 87V86H115ZM141 87H138V88H141ZM89 88L91 89L90 91L92 92H101L100 95L101 96H96V94L92 93V95H95L93 96L94 98H91V96H87V97H84L83 93H86ZM114 88V87H113ZM63 90V91H62ZM120 90V89H119ZM123 90V89H122ZM136 90V89H134ZM136 90V91H138ZM62 91V92H61ZM88 91V92H90ZM103 91V92H102ZM79 93H82L81 95H79ZM107 93V92H106ZM132 94V95H131ZM239 94H244L246 96L245 99L244 97H240L238 96L239 98L236 99L234 101V97L233 96H237ZM110 95V94H109ZM108 95V97H109ZM249 96H252V97H249ZM107 97V98H108ZM233 98V100L231 98ZM249 97V98H248ZM109 98V102H108V106L112 105L113 103V96H110ZM256 98V97H255ZM144 99V100H145ZM173 99V100H171ZM241 99V103L242 101H246V102H243V104H248L247 107H246V104L243 105L241 104L239 101ZM243 99V100H242ZM257 99V98H256ZM108 101V100H107ZM264 101V100H263ZM220 104H218V103ZM237 102V103H236ZM238 102L240 103V105L243 107H240V105L238 104ZM262 102V101H261ZM103 105H102V104ZM256 103V102H255ZM258 103V102H257ZM260 103V102H259ZM223 106H227V108L231 107L230 108V111H226V109L222 108V105ZM238 104V105H237ZM107 105V103L104 105V107ZM230 105V106H228ZM233 105V107L231 106ZM255 105V104H254ZM107 107V109H105L104 111H108L109 107ZM246 108H245V107ZM253 106V105H252ZM252 106H250L252 108ZM256 107H258V105H255ZM254 106V108H256ZM146 107V105H145ZM149 107V108H148ZM228 108V109H229ZM235 108V107H234ZM240 108H242V110H240ZM245 108V109H244ZM261 108V106H260ZM68 109V112L66 114H63L61 117L57 115L58 111H62V110H66ZM103 110V109H102ZM236 110V112H237ZM262 110V109H261ZM264 110V109H263ZM235 111V110H234ZM260 110H258L259 112ZM78 112L80 114H78ZM137 112V111H136ZM261 112V111H260ZM91 113H87V114H91ZM100 113V112H99ZM103 113V112H102ZM143 113V112H142ZM141 113V114H142ZM146 113V112H145ZM164 113V112H163ZM92 114V115H93ZM138 114V112L136 113ZM150 114V115H151ZM198 114V113H197ZM261 114V113H259ZM38 115H40V118H38ZM243 115V117H244ZM262 115V114H261ZM264 115V113H263ZM135 116V115H134ZM138 115H136L137 117ZM240 116V115H239ZM242 116V115H241ZM240 116V117H241ZM258 116V115H256ZM59 117V118H58ZM162 117V116H161ZM192 117V116H191ZM195 117V116H193ZM242 117V120L244 119ZM86 118V117H85ZM156 118V119H155ZM210 118V117H209ZM237 118V117H236ZM235 118V119H236ZM247 118V117H245ZM260 118V117H259ZM57 121H56V120ZM80 119V118H79ZM83 119V117H82ZM161 119V118H160ZM198 119H201V118H198ZM234 119V120H235ZM164 120V118H163ZM191 120V118H190ZM216 120V119H215ZM218 120V119H217ZM233 121V125H234V128L235 127V124L237 123L236 121L234 122ZM237 120V119H236ZM166 121V120H165ZM199 121V120H198ZM223 121V120H222ZM221 121V122H222ZM224 124H227L226 122H224ZM231 121V122H232ZM244 121V120H243ZM163 122V121H162ZM161 122V123H162ZM97 123L99 124V126H102L104 128V126H115V125H119V126H125L127 124V119L124 115V112L122 111L120 115H114V114H110V115H104L102 116L98 121ZM165 123V122H164ZM196 123V122H195ZM206 123V122H205ZM208 123V122H207ZM206 123V125H207ZM245 123V121H244ZM248 123H250L252 126H256L254 128L255 131H260L261 129H264L263 127H260L262 124V119H258V118H252ZM79 124V123H78ZM153 124V123H151ZM155 124V123H154ZM158 124V123H157ZM247 124V123H246ZM160 125V124H159ZM249 125V124H248ZM79 126V125H78ZM145 126V125H144ZM158 126V125H157ZM162 126V125H160ZM165 126V125H164ZM196 126V124H195ZM110 127V126H109ZM156 127V125H154V128ZM166 127V126H165ZM168 127V125H167ZM215 127V126H214ZM241 127V126H240ZM157 128V127H156ZM162 128V127H161ZM160 128V129H161ZM218 128V127H217ZM252 128V127H250ZM61 129H65L67 130L68 133H70L73 137V141L75 140V142H71V141H68L67 139L66 140H62L60 144L59 141L63 138L62 135L63 133H60L58 132V130H61ZM149 129V128H148ZM159 129V127L157 128ZM156 129V130H157ZM163 129V128H162ZM169 129V128H168ZM166 128V133L168 132V130ZM245 129V128H244ZM64 130V131H65ZM150 130V129H149ZM207 130V129H206ZM249 130H252L253 131V128L252 129H249ZM171 131V130H170ZM169 131V132H170ZM211 133H214L215 132V129L213 130H210ZM262 132L264 130H261ZM260 131V132H261ZM66 132V131H65ZM66 132V133H67ZM81 132V131H79ZM123 132V131H122ZM159 132V131H158ZM82 133V132H81ZM84 133V132H83ZM125 133V132H124ZM160 133V132H159ZM164 133V132H163ZM165 133V134H166ZM203 133V132H202ZM77 134V133H76ZM85 134V133H84ZM123 134V133H122ZM171 134V133H170ZM207 134H209L207 132ZM242 134V133H241ZM67 135V134H66ZM65 135V136H66ZM124 135L126 134H123V138H122V141L123 139L125 138ZM212 135V134H211ZM210 135V136H211ZM214 135H219L217 134V131H216V134ZM236 137H237V134H235ZM240 135V134H239ZM246 135V134H245ZM249 135V134H248ZM257 135V133H256ZM64 136V138H65ZM120 136V135H119ZM169 136V135H168ZM203 136V135H202ZM242 136V135H241ZM255 135H253L254 137ZM68 137V136H67ZM85 137H87L89 140L86 141L85 143L82 142V139H84ZM212 137V136H211ZM210 137V138H211ZM214 137V136H213ZM217 137V136H216ZM219 137V136H218ZM217 137V138H218ZM243 137V136H242ZM256 137V136H255ZM259 137V136H258ZM86 138V140H87ZM120 137H118L117 139H119ZM166 138V137H165ZM182 139L184 137H181ZM197 138V137H196ZM205 138L204 137V141H205ZM217 138L215 139L216 141H219L217 140ZM246 139V137H243ZM262 138V137H260ZM191 139V138H190ZM222 139V138H221ZM220 139V141H221ZM248 139V138H247ZM116 140V139H115ZM177 140V138H176ZM199 140L201 141V138H199ZM214 140V141H215ZM249 140V139H248ZM257 140V139H256ZM121 141V140H120ZM168 141V140H167ZM174 141V140H173ZM192 143L194 141V143L196 145L198 144H201L198 142V140H193L192 138ZM215 141V142H216ZM260 141V140H259ZM118 142V140H117ZM160 142V141H158ZM183 142V141H182ZM213 142V141H212ZM214 142V143H215ZM236 142V141H235ZM246 141H242V142H238L237 140V143H234L232 149H239L240 151L238 152H242L243 154H247L248 157H252L254 158L256 156V153H255V149L253 147H250L251 145H247L245 143ZM251 142V141H250ZM44 143H47L49 144L50 148L47 146L46 148V145L44 146ZM67 143V145H65ZM110 143V142H109ZM116 143V141H115ZM119 143V142H118ZM127 143V142H126ZM166 143V142H165ZM185 143V142H184ZM189 143V141H188ZM207 143V141L205 142ZM210 143V142H209ZM208 143V144H209ZM219 143V142H218ZM262 143V142H261ZM154 144H157L154 143ZM164 144V143H163ZM168 145L170 143H167ZM175 144V143H174ZM187 144V142H186ZM194 144V145H195ZM204 144V143H203ZM213 144V143H212ZM252 144V143H251ZM91 145V146H89ZM110 145V144H108ZM118 145V144H117ZM116 145V146H117ZM122 145V144H121ZM120 145V146H121ZM166 145V144H165ZM182 145V144H181ZM205 145V144H204ZM207 145V144H206ZM219 145V144H217ZM221 145V144H220ZM115 146V145H114ZM147 146V145H146ZM155 146V145H154ZM153 146V147H154ZM159 146V145H158ZM163 146V145H162ZM180 146V145H179ZM183 146V150H184V146L185 145H182ZM188 146V144H187ZM200 146V145H199ZM214 146V145H213ZM253 146V145H252ZM260 145H258L259 147ZM105 147V146H104ZM131 147V146H129ZM139 147V146H138ZM136 146V148H138ZM145 147V146H144ZM148 147V146H147ZM146 147V148H147ZM151 147V148H153ZM156 147V146H155ZM177 147V146H176ZM177 150L174 149L175 152H173L174 154L177 153H180V150L178 148H176ZM194 147V146H193ZM225 147V146H224ZM124 148V147H122ZM121 148V149H122ZM149 148V147H148ZM172 147H170L171 149ZM180 148V147H179ZM186 148V147H185ZM214 148V147H213ZM221 148V147H220ZM223 148V147H222ZM118 149V148H117ZM131 149V148H129ZM141 149V148H140ZM139 149V151H140ZM143 149V148H142ZM141 149V150H142ZM160 149V148H159ZM158 149V150H159ZM197 149V148H196ZM195 149V150H196ZM204 148H202V151H203ZM211 149V148H209ZM208 149V150H209ZM258 149V148H257ZM256 149V150H257ZM115 151V149H112V151ZM138 150V149H137ZM137 150H133V151H137ZM145 150V149H144ZM143 150V151H144ZM161 150V149H160ZM193 148L192 149H189V152L187 150V153H193ZM48 151H53V154L50 155L48 153ZM110 151V152H112ZM119 151V149H118ZM116 151V152H118ZM121 151V150H120ZM123 151V149H122ZM127 151V150H125ZM129 151V150H128ZM150 150H148L149 152ZM164 151V148L163 150ZM171 151V150H170ZM169 151V152H170ZM186 151V150H185ZM184 151V152H185ZM211 151V150H210ZM209 151V152H210ZM254 151V152H253ZM259 151L260 153L263 154V152L261 151H264V147L262 148L261 146L259 147ZM99 152V153H100ZM107 152V151H106ZM109 152V151H108ZM109 152V154H110ZM141 152V151H140ZM139 152V153H140ZM147 152V153H148ZM153 152V150H152ZM159 152V151H158ZM168 151L166 150V153ZM172 152V151H171ZM170 152V153H171ZM113 153V152H112ZM115 153V152H114ZM123 153V152H122ZM125 153H130V152H125ZM134 153V152H133ZM132 151H131V154L133 155ZM145 152V155L146 157H144V154H140L142 155L145 159H147V155H153V154H147ZM150 153V152H149ZM154 153V152H153ZM205 153V152H204ZM231 153V152H230ZM236 153V150H234V154ZM49 154V155H48ZM82 154V156H81ZM87 154V155H86ZM97 154V156H96ZM102 154V153H101ZM118 154V153H116ZM138 153H136L134 156H136ZM169 154V153H168ZM167 154V155H168ZM172 154V153H171ZM193 154H196V155H199L198 153H193ZM228 154V153H227ZM239 154V153H237ZM259 154V153H258ZM105 155V153H104ZM107 155V153H106ZM111 155V154H110ZM124 155V154H123ZM132 155H127L125 154L126 157L131 156ZM138 155V156H140ZM156 155V154H155ZM164 154H162L163 156ZM179 155V154H178ZM230 155V154H229ZM101 156V155H99ZM125 156H124V160H125ZM132 156V157H134ZM165 156V155H164ZM202 156V155H200ZM205 156V155H204ZM209 156V155H208ZM236 156V155H235ZM246 156V155H245ZM6 157V158H5ZM106 157V156H105ZM113 157V156H112ZM171 157V156H170ZM190 158L193 157L192 154L189 156ZM257 157V156H256ZM88 158V159H87ZM122 158V157H121ZM152 158V156H151ZM174 159V157H172ZM198 158V157H197ZM223 158V157H222ZM222 158H218L219 160H223L225 161L224 159ZM117 159V158H116ZM119 159V158H118ZM150 159V158H149ZM154 159V157H153ZM164 159V157H163ZM162 159V160H163ZM196 159V158H195ZM249 159V158H248ZM256 159V158H255ZM7 160V161H9ZM16 160V161H15ZM75 160H77V163L75 162ZM123 160V162H124ZM166 160V159H165ZM175 160V159H174ZM212 160V159H210ZM218 160V162H220ZM11 161V160H10ZM119 161V160H117ZM121 161V160H120ZM119 161V162H120ZM129 161V162H128ZM128 161L125 160V162L127 163H130V160L128 159ZM139 161V160H136V162ZM146 161V160H145ZM148 161V159H147ZM149 161H152L151 159ZM158 161V159L155 161V163ZM167 161V160H166ZM179 161V159H178ZM192 160H185L184 162V165L183 163H181V166L178 171H173V175H171V172L170 174L169 173H166L165 171H162L160 174L157 173L156 171V167L153 166L154 163H152V167H150L149 164H145V163H140L141 164H144V166H147V168L149 169L147 172V176L148 178L146 179H142L141 182L143 184V189L147 190L148 192H150V200L148 199V203L150 205H147L148 207H145V209H143V211H140V209L142 208H139L138 210H135L136 208H138V203L135 204L134 207L131 206V202L129 203V205H122L124 207H126L128 209L125 210L127 211L126 213H132V211L136 213H141V212H149L152 215L154 214V218L152 217V219H154V221L152 220L151 223H149V225H147V227H142V224L139 223V226L141 227V229H135L136 233L138 231V233H143L144 232H147L149 231V235H153L151 236L152 238H160L161 236H166L164 233H166L167 229L169 228L168 226V222L171 223V224H175L176 220L180 221L181 219V223L184 224V227H188V231H191V233L189 232V234H186L187 235V240L186 242L188 241V244H189V247H182L181 249H176V250H173L172 252V255H168L169 253L165 252L164 250L160 249V247L158 248V246H156L155 248L156 251H154V253L152 254L150 252V255L151 257H153L155 259L156 262H158L157 264H172L174 261V259H172V257H178L180 259H182L181 263L182 264H186V262L189 260V263H192L193 261L195 260H198L199 257L196 256V258L194 257L195 253H202L201 251L204 250V244L207 243L208 240L212 239L214 236L212 235H208V234H201L200 231L198 230V227L200 225V223H197L196 221H194L193 219L191 220L192 218V214L189 212V211H192L194 210V206L197 207H201L203 205H199V203L197 204V201H189V204H186L185 206H182V204L184 205V203L186 202V200L190 199L191 196H187L186 198H184L182 196V191L180 190L182 187H183V184L182 182H188L187 184L189 185V187H192L191 184L194 182H192V180L196 181L197 183L198 182H201L203 183V186H208V185H211L213 186V188L217 187L216 184H215V181L212 180L214 183L211 182V178L210 177H207V176H202L199 174V172L203 169H206L208 170V166H202V167H205L202 169V167L200 166V162L199 160L195 161V163H193V161L191 162ZM203 161V160H202ZM234 161V160H233ZM22 162H26L24 165H22ZM122 162V161H121ZM120 162V163H121ZM124 162V163H125ZM133 162V161H132ZM134 162V163H136ZM139 162L137 164H139ZM163 163V161H161ZM160 162V163H161ZM168 162V161H167ZM180 162V161H179ZM182 162V161H181ZM216 162V161H215ZM1 163V162H0ZM3 163V161H2ZM6 163V161H5ZM127 163H125L127 165ZM147 163V162H146ZM165 163V162H164ZM163 163V164H164ZM175 163V162H174ZM192 163V165H191ZM220 163H223V162H220ZM219 163V164H220ZM232 163V162H231ZM237 163V162H235ZM247 163V162H246ZM98 164V166H97ZM122 164V163H121ZM133 164V163H132ZM136 164V165H137ZM172 164V162H171ZM205 165V163H203ZM207 164H212L210 163V161H208ZM206 164V165H207ZM218 164V165H219ZM230 164V163H229ZM239 163H237V165L235 166H238ZM242 164V163H241ZM240 164V165H241ZM250 164V163H249ZM130 165V164H129ZM140 165V164H139ZM166 165V164H165ZM169 168H171L170 166V162H169ZM173 165V164H172ZM178 165V164H177ZM213 165V164H212ZM211 165V166H212ZM217 165V164H216ZM228 165V164H227ZM244 165H246L244 163ZM66 166V167H65ZM122 166H124L123 168H125V165L122 164ZM133 166V165H132ZM138 166V165H137ZM176 167V164L173 165V167ZM226 166V165H225ZM224 166V167H225ZM230 166V165H229ZM94 167L96 169H94ZM115 167V166H114ZM159 167V165H158ZM167 167V165H166ZM165 167V168H166ZM200 167V171H196L197 168ZM213 167V166H212ZM211 167V168H212ZM220 167H223V165ZM232 167V166H231ZM246 167V166H243L242 169ZM62 168V167H61ZM60 168V169H61ZM69 168V167H68ZM84 169L85 171V174L82 172L78 173V170L80 169ZM107 169V170H104V169ZM141 168V167H140ZM143 168V167H142ZM146 168V167H145ZM146 168V169H147ZM210 168V166H209ZM214 168V167H213ZM217 168V167H216ZM227 168V167H226ZM230 168V167H229ZM228 168V170L226 169V171H229L230 169ZM240 168V167H238ZM3 169H6V171H3ZM59 167L58 169L56 170H60ZM155 169V171H154ZM232 169V168H231ZM234 169V168H233ZM246 169V168H245ZM244 169V170H245ZM38 170V171H40ZM41 170V171H42ZM46 170V171H47ZM141 170V169H139ZM188 170H190V172H188ZM217 170H219V168H217ZM221 170V169H220ZM225 170V169H224ZM37 171V172H38ZM45 171V172H46ZM51 171V170H50ZM49 171V172H50ZM63 171V170H62ZM98 171V172H96ZM137 171V170H136ZM143 171V170H142ZM154 171V172H153ZM161 171V169H160ZM170 171V170H169ZM196 171V172H195ZM204 171V170H203ZM53 172L55 173V171L53 170ZM58 172V171H57ZM60 172V171H59ZM153 172V173H152ZM224 172V171H223ZM222 172V175H226V174H223ZM232 172V171H231ZM237 172V171H236ZM240 172V171H239ZM41 173V172H40ZM38 173V174H40ZM52 174V172H50ZM65 173V172H64ZM78 173V174H77ZM83 173V174H81ZM92 173H96L97 175L96 176H93L91 178H88L87 182H85V188H82L81 186L77 187V189L71 191V189L69 190V187L70 185H73L72 183L76 182V181H80V179H82V177L84 176H89L91 175ZM113 173V174H111ZM206 173V172H205ZM214 174H216V171L213 172ZM227 173V172H226ZM230 173V172H228ZM233 173V172H232ZM238 173V172H237ZM236 173V174H237ZM247 173V172H246ZM264 173V171H263ZM44 174V173H43ZM61 174V172H60ZM111 174V175H110ZM209 174V173H208ZM248 174V173H247ZM253 174V173H251ZM37 175V174H36ZM35 175V176H36ZM42 175V174H41ZM50 175V174H49ZM56 175V174H55ZM104 175H107V177L104 178V180H102V178L104 177ZM141 175H146L145 171L144 172H139V176L141 177ZM204 175V174H203ZM217 175V174H216ZM232 175V174H231ZM241 175V174H240ZM34 176V177H35ZM46 176V175H45ZM177 176H183L184 178H180V179H176L174 181H172L175 177ZM224 176H220V178L222 179H227L226 181H229L228 183L231 185V186H234V181H230L228 179L229 176L226 175V177ZM257 176V175H255ZM28 177H27V181H30L28 180ZM42 177V176H41ZM47 177V176H46ZM51 177V176H50ZM54 177V176H53ZM52 177V178H53ZM218 177V175H217ZM247 177V176H246ZM261 177V175H260ZM39 178V177H38ZM36 178V179H38ZM50 178V179H52ZM214 178V177H213ZM233 178L234 180L236 178L234 177H231ZM237 178H240L239 176H237ZM245 178V177H244ZM264 178V176H263ZM43 179V177H42ZM56 179V178H55ZM59 179V178H58ZM124 179V180H122ZM232 179V180H233ZM34 180V179H33ZM39 181H44L40 179H38ZM46 180V179H45ZM138 180V179H137ZM240 180V179H239ZM243 180V179H241ZM259 180V179H258ZM261 180V178H260ZM18 181V180H16ZM22 180L18 181V182H21ZM32 181V180H31ZM36 181V180H35ZM53 181H54V178H53ZM56 181V180H55ZM84 181H86V179H84ZM217 181V180H216ZM221 181V180H219ZM238 181V179H237ZM244 181V180H243ZM13 182V181H12ZM15 182V180H14ZM13 182V183H14ZM17 182V183H18ZM40 182V183H42ZM195 182V183H196ZM236 182V181H235ZM24 183V182H23ZM45 183V181H44ZM211 183V184H210ZM224 183V182H223ZM1 184V185H2ZM15 184V183H14ZM30 184V183H29ZM35 184V183H33ZM38 184V182H37ZM49 184V183H47ZM46 184V185H47ZM56 184V182H55ZM58 184V182H57ZM75 184V183H74ZM78 184H80L78 182ZM83 184V182H82ZM80 184V185H82ZM238 184V182H237ZM248 184V183H247ZM258 185L260 184V181H258L257 183ZM0 185V186H1ZM5 185V183L3 184ZM8 185V184H7ZM13 185V184H12ZM16 185V184H15ZM20 185V184H18ZM17 185V186H18ZM40 185V184H38ZM51 184H49L50 186ZM59 185V184H58ZM77 185V184H76ZM165 185V186H164ZM202 185V184H201ZM225 185V184H224ZM240 185V184H239ZM253 185V183L251 184ZM250 185V187H252ZM37 186V185H36ZM41 186V185H40ZM55 187V185H52ZM83 186V185H82ZM198 187L199 185H195L194 187ZM230 186V187H231ZM238 186V185H237ZM260 186V185H259ZM27 187V186H26ZM34 187V186H32ZM31 185H30V188H32ZM39 187V186H38ZM58 186H56L57 188ZM61 187V185H60ZM74 187V186H73ZM107 187V186H106ZM106 187L104 189H106ZM112 187V189H113ZM188 187V186H187ZM186 187V189H187ZM188 187V189H190ZM201 187V186H200ZM199 187V188H200ZM222 187V186H220ZM225 187V186H223ZM236 187V186H235ZM239 187V186H238ZM246 185H242L239 187V189L243 192V194H246L248 197H252L255 196L256 194H260L264 192V186H262L261 189H257L256 193H252L251 190L253 191V189H247ZM12 188V187H11ZM28 188H29V185H28ZM37 188V187H36ZM45 188V186H44ZM51 188V187H50ZM76 188V187H74ZM111 188V187H110ZM110 188L108 187V191H110ZM198 188V189H199ZM202 188V187H201ZM58 189V188H57ZM103 189V191H105ZM126 189V188H125ZM185 189V188H184ZM185 189V190H186ZM204 190V188H202ZM0 190L4 191L3 188ZM7 190V189H6ZM5 190V191H6ZM12 190V189H11ZM13 190H16L15 187H13ZM21 190V189H20ZM32 190V189H31ZM30 190V191H31ZM34 190V189H33ZM32 190V191H33ZM41 190H44V189H41ZM49 190V188H48ZM47 190V191H48ZM52 190V188H51ZM54 190H56L54 188ZM213 190V189H212ZM216 190H218L216 188ZM40 191V190H38ZM37 191V192H38ZM53 191V190H52ZM68 191H70L71 193H69ZM111 191V193L113 192ZM16 192V191H14ZM18 192V191H17ZM20 192V191H19ZM24 192V191H23ZM36 192V191H35ZM69 193V194H66V193ZM106 192V191H105ZM184 192V191H183ZM191 194L194 193V192H197L196 190L194 189H191L189 191ZM199 192V191H198ZM213 192V191H212ZM221 192H227V189H223ZM40 193H44V191L40 192ZM96 193V192H95ZM100 193V192H99ZM98 193V194H99ZM104 193V192H103ZM108 193L109 195H113V194H110V192H106ZM117 193V192H116ZM121 193V192H120ZM128 193V192H127ZM138 193V192H137ZM187 193V192H186ZM3 194V193H2ZM12 195V193H10ZM36 194V193H35ZM47 194V193H46ZM51 194V193H50ZM94 194V193H93ZM97 194V193H96ZM102 194V193H101ZM107 194V195H108ZM125 194V193H124ZM132 194H136L135 192L134 193H131ZM139 194V193H138ZM141 194V193H140ZM144 194V193H142ZM141 194V195H142ZM147 194V193H146ZM207 195V193H204ZM218 194V193H216ZM264 194V193H263ZM16 195V194H15ZM19 195V194H18ZM34 195V194H33ZM48 195V194H47ZM95 195V194H94ZM106 195V194H105ZM119 194L117 193L116 196H118ZM179 195V196H178ZM219 195V194H218ZM259 195V196H260ZM2 196V195H1ZM0 196V197H1ZM4 196V194H3ZM32 196V195H30ZM35 196L37 197V195H34L32 196L31 198L28 196L29 199L32 200V202L34 203V201L36 200L35 199ZM40 196V195H39ZM38 196V197H39ZM45 196V195H43ZM42 196V197H43ZM51 196V195H50ZM48 196V199H50L51 197ZM54 196V194H53ZM90 196H93V195H90ZM89 196V197H90ZM103 196V195H102ZM115 196V194H114ZM139 196V195H138ZM195 196V195H194ZM205 196V195H204ZM203 196V197H204ZM217 196V195H216ZM221 196V195H219ZM258 196V195H257ZM13 197V195H12ZM15 197V196H14ZM20 197V196H19ZM26 197V196H25ZM34 197V198H33ZM41 197V198H42ZM50 197V198H49ZM87 197V196H86ZM85 197V198H86ZM88 197V198H89ZM96 197V196H95ZM99 196H97L98 198ZM128 197V195H127ZM140 197V196H139ZM142 197H145V196H142ZM210 197V196H209ZM3 198V197H2ZM1 198V199H2ZM7 198V197H6ZM10 198V197H9ZM9 198L7 199V201L9 200ZM27 198V199H28ZM41 198L39 199L40 202H41ZM46 198V196H45ZM54 198V197H52ZM94 198V196H93ZM102 198V197H101ZM115 198V197H114ZM124 198V197H123ZM131 198V197H129ZM136 198V197H135ZM196 198V197H195ZM218 198V197H217ZM225 198V197H224ZM17 199V198H16ZM23 199V198H22ZM21 199V200H22ZM25 199V198H24ZM35 199V200H34ZM37 199V200H38ZM43 199V198H42ZM48 199L46 198V200L48 201ZM56 199V198H55ZM92 199V198H91ZM95 199V198H94ZM105 199V198H104ZM111 199V198H110ZM118 199V198H117ZM125 199V198H124ZM123 199V200H124ZM127 199V198H126ZM133 199V198H132ZM202 199V198H201ZM208 199V198H207ZM206 199V201H207ZM212 199V198H211ZM248 199V198H247ZM257 199V198H256ZM254 199V200H256ZM262 199V197H261ZM4 200V199H3ZM20 200V201H21ZM31 200H28L29 202H31ZM34 200V201H33ZM88 200V199H87ZM106 200H109V199H105L104 200V203L106 202ZM113 200V199H112ZM122 200V199H121ZM129 200V199H127ZM134 200V199H133ZM140 200V199H139ZM146 200V199H145ZM193 200V199H192ZM205 200V198H204ZM219 200V199H218ZM5 201V200H4ZM19 201V202H20ZM24 201V200H23ZM27 200L25 201L26 203L28 202ZM43 201V200H42ZM51 201V199H50ZM92 201V200H91ZM94 201V200H93ZM111 201V200H110ZM109 201V203H110ZM114 201V200H113ZM118 200H116L117 202ZM132 201V200H131ZM138 201V200H137ZM199 201V199H198ZM15 202V201H14ZM28 202V203H29ZM31 202V204H32ZM38 202V201H37ZM45 202V200H44ZM44 202L42 204H44ZM49 202V201H48ZM96 202V201H95ZM100 202V201H99ZM103 202V201H102ZM120 204H121V201H119ZM136 202V200H135ZM142 203V201H139ZM144 202V201H143ZM217 202V201H216ZM257 202H258V199H257ZM1 203V202H0ZM11 203H13L11 201ZM10 203V204H11ZM28 203L26 205V207L28 206ZM93 203V202H92ZM108 203V202H106ZM108 203V204H109ZM115 203V202H114ZM211 203V202H210ZM226 203V202H225ZM7 204V203H5ZM20 204V203H19ZM18 204V205H19ZM22 204V202H21ZM24 204V202H23ZM35 204V203H34ZM33 204V206H34ZM40 204V203H39ZM49 204V203H48ZM76 204V203H75ZM90 204V203H89ZM140 204V203H139ZM178 204V205H177ZM196 204V205H195ZM221 204V203H220ZM227 204V203H226ZM225 204V205H226ZM261 204V203H260ZM47 205V204H46ZM78 205V204H77ZM99 205V204H97ZM110 205V204H109ZM133 205V203H132ZM141 205V204H140ZM146 205V204H145ZM181 205V207H180ZM222 205V204H221ZM220 205V206H221ZM229 205V204H228ZM248 205L250 206L249 208L251 209V211H259V208L257 206H255L252 202H248ZM8 206V205H7ZM20 206V205H19ZM32 206V207H33ZM42 206V205H41ZM91 206V204H90ZM94 206V205H93ZM119 206V205H118ZM205 206V204H204ZM224 206V205H223ZM234 206V205H233ZM261 206H264V204L262 203ZM12 207V206H11ZM21 207V206H20ZM28 207H31L30 205ZM45 207V206H44ZM75 207V206H73ZM77 207V206H76ZM89 207V205H88ZM109 207V206H108ZM115 207V206H114ZM142 207V205H141ZM178 208V210H176L175 208ZM212 207V205H211ZM240 207V206H239ZM12 208V209H13ZM69 208V207H68ZM68 208L66 210H68ZM78 208V207H77ZM76 208V210H77ZM79 208H80V205H79ZM87 208V207H86ZM95 208V207H94ZM100 208L102 209V204L100 206ZM105 208V207H103ZM121 208V207H120ZM118 208V209H120ZM195 208V209H196ZM206 208V207H205ZM241 208V207H240ZM11 209V210H12ZM34 209H39L38 208H31V210ZM82 209V208H80ZM111 209V208H110ZM116 209V210H118ZM200 209V208H199ZM223 209V208H222ZM227 209V207H226ZM229 209V208H228ZM232 209V208H230ZM10 210V211H11ZM28 210V208H27ZM24 211V212H27L28 211ZM30 210V209H29ZM51 210V211H49ZM112 210H115V209H112ZM110 210V211H112ZM123 210V209H122ZM130 210V211H129ZM189 210V211H188ZM207 210V209H206ZM205 210V211H206ZM242 210V209H241ZM4 211H7V210H3ZM62 211V210H60ZM60 211H59V214H58V217L60 215ZM83 211V209L81 210V212ZM99 211V209H98ZM97 211V212H98ZM196 211V210H195ZM215 211V210H213ZM218 211V210H217ZM221 211V210H220ZM35 212V211H33ZM65 212V210H64ZM84 212V211H83ZM82 212V213H83ZM88 212V211H86ZM96 212V213H97ZM109 212V211H108ZM147 212V214H149ZM199 212V211H198ZM1 213V211H0ZM62 213V212H61ZM76 213V212H75ZM78 213V212H77ZM95 213V212H94ZM105 213V212H104ZM103 213V214H104ZM125 213V214H126ZM173 213V215H177L178 213L181 214L180 216H177L176 218L173 217L171 214ZM230 213V212H229ZM232 213V212H231ZM249 213V212H248ZM258 213V212H256ZM31 214V213H30ZM29 214V217L31 218ZM34 214V213H32ZM36 214V215H37ZM43 214L42 218H41V215ZM74 214V212H73ZM88 214V213H87ZM86 214V216H87ZM99 214V213H98ZM101 214V213H100ZM99 214V215H100ZM118 214V213H117ZM124 214V215H125ZM129 214V215H130ZM133 214V213H132ZM144 213H142L143 215ZM201 214V213H199ZM217 214V213H216ZM251 214V212H250ZM260 214V213H259ZM259 214H256V215H253L251 214L252 216H254L255 218L258 219V217H260ZM264 214V213H263ZM4 215H7L6 213ZM25 215V216H24ZM28 215V214H27ZM64 215V214H63ZM67 215V214H66ZM69 215V214H68ZM79 215V214H78ZM92 215V213H91ZM90 215V216H91ZM94 215V214H93ZM92 215V216H93ZM102 215V214H101ZM111 215V214H108V216ZM122 215V214H121ZM120 215V217H121ZM127 215V216H129ZM137 215V214H136ZM146 215V214H145ZM144 215V216H145ZM219 215V214H218ZM262 215V214H261ZM81 216V215H80ZM79 216V217H80ZM83 216V215H82ZM103 216V215H102ZM107 216V215H106ZM113 216L114 213H113ZM119 216V215H118ZM140 216V215H139ZM138 216V217H139ZM204 216V215H202ZM210 215L208 214L207 217H209ZM66 218V216H64ZM72 217V216H71ZM96 217V216H95ZM134 217H135V214H134ZM142 217V216H141ZM147 217V215H146ZM149 217V216H148ZM215 217V216H214ZM219 217V216H218ZM217 217V218H218ZM227 217V216H225ZM229 217V216H228ZM262 217V216H261ZM1 218V217H0ZM29 218V219H30ZM33 218V216H32ZM37 218V217H36ZM61 218V217H60ZM73 218V217H72ZM81 218V217H80ZM90 218V217H88ZM100 218V217H99ZM128 218V217H126ZM131 218V217H130ZM143 218V217H142ZM204 218V217H203ZM200 215L197 219H203ZM220 218V217H219ZM59 219V218H58ZM71 219V218H70ZM69 219V220H70ZM82 219V218H81ZM80 219V220H81ZM101 219V218H100ZM99 219V220H100ZM125 220V218H123ZM122 219V220H123ZM137 219V218H136ZM140 219V217H139ZM145 219V218H143ZM147 219V218H146ZM150 219V218H149ZM216 219V218H214ZM1 220V219H0ZM3 220V221H4ZM28 220V219H27ZM33 220V219H32ZM63 220V219H62ZM61 220V221H62ZM86 220V219H84ZM92 220V218H91ZM90 220V221H91ZM118 220V219H116ZM121 220V221H122ZM130 219H128V222H129ZM138 220V219H137ZM136 220V221H137ZM148 220V219H147ZM210 220V219H208ZM219 220V219H218ZM2 221V220H1ZM64 221H66L64 219ZM71 221V220H70ZM79 221V219H78ZM93 221H94V218H93ZM102 221H105V219H103ZM114 221V219H113ZM145 221V220H144ZM168 221V222H167ZM207 221V220H206ZM234 221V220H233ZM31 222V220H30ZM88 222V220H87ZM92 222V221H91ZM127 222V221H126ZM126 222H123L122 223H126ZM135 222V221H134ZM162 222H165L166 225L168 226L167 227H164V225L162 224ZM202 222V221H201ZM215 222V221H213ZM219 222V221H218ZM224 222V221H223ZM263 222V221H262ZM34 223V222H33ZM60 223V222H59ZM63 223V222H61ZM65 223V222H64ZM64 223H63V226H64ZM68 223V222H67ZM77 223V222H76ZM86 223V222H85ZM101 223V221H100ZM120 223V221H119ZM117 223V224H119ZM137 223V222H136ZM148 223V222H147ZM146 223V224H147ZM164 223V224H165ZM226 223V222H225ZM230 223V222H229ZM232 223V222H231ZM27 224V222H26ZM40 224V225H39ZM82 224V223H81ZM91 226L92 223H90ZM104 224V223H103ZM107 223H105L106 225ZM113 224V223H112ZM145 224V226H146ZM178 223H176V226H177ZM206 224V223H205ZM203 224V226L205 225ZM211 224V223H210ZM227 224V223H226ZM233 224V223H232ZM230 224V225H232ZM32 224L29 225L28 223V226L30 227ZM61 225V224H60ZM69 225V224H68ZM74 225V224H73ZM72 225V226H73ZM89 225V224H88ZM116 225V224H114ZM113 225V226H114ZM121 225V224H120ZM123 225V224H122ZM131 225L132 222H131ZM136 225V224H135ZM216 225V224H215ZM236 225V224H235ZM243 225V224H242ZM62 226V225H61ZM79 226V225H78ZM102 226V225H101ZM108 226V225H107ZM126 226V225H125ZM124 226V227H125ZM180 226V225H179ZM182 226V225H181ZM202 226V225H201ZM229 226V225H228ZM227 226V227H228ZM244 226V225H243ZM28 227V228H29ZM34 227V226H33ZM71 227V226H70ZM89 227V226H88ZM105 227V226H104ZM119 227H122V226H119ZM123 227V228H124ZM129 227V226H128ZM138 227V226H136ZM138 227V228H140ZM185 227V228H186ZM207 227V226H206ZM253 227H256L255 229L256 230H259L258 228L260 227H257V226H253ZM44 228H51L48 233H46L45 235V238L47 237L48 239L46 240L45 238V241L44 239H41L39 238V236L41 234H43V231H44ZM64 228V227H63ZM60 227V229H63ZM77 228V227H75ZM74 228V229H75ZM82 228V227H81ZM84 228V227H83ZM92 228V227H91ZM95 228V227H94ZM98 229V227H96ZM95 228V229H96ZM202 228V227H201ZM205 228V226H204ZM226 228V227H225ZM237 228V227H235ZM31 229V228H30ZM80 229V228H79ZM78 229V230H79ZM110 229V228H109ZM114 229V228H113ZM118 229V228H117ZM176 229V228H175ZM174 229V230H175ZM180 229V228H179ZM187 229V228H186ZM210 229V228H209ZM216 229V228H214ZM223 229V228H222ZM222 229L220 230L222 232ZM65 230H68V229H65ZM70 230V229H69ZM81 230V229H80ZM108 230V228H107ZM122 230H125V229H122ZM130 230V229H128ZM201 230V229H200ZM204 230V229H202ZM218 230V231H219ZM230 230V229H228ZM236 232L237 231H241L239 229H235ZM72 231V230H71ZM75 231V230H74ZM73 231V232H74ZM90 231V230H89ZM163 231V232H162ZM170 231V230H169ZM205 231V230H204ZM217 231V230H215ZM225 231V230H224ZM242 231H244V234H241L240 233V238H243V237H246L245 234H248L250 231H246V228L242 229ZM65 232V231H64ZM82 232V231H81ZM88 232V230H87ZM102 232V231H101ZM106 232V230H105ZM177 232V231H176ZM212 232V231H210ZM76 233V232H75ZM110 233V232H109ZM127 233V232H126ZM125 233V234H126ZM129 233V231H128ZM130 233H131V230H130ZM129 233V234H130ZM133 233V231H132ZM131 233V234H132ZM137 235H140L141 234L139 233ZM168 233V231H167ZM166 233V234H167ZM173 233V232H172ZM206 233V232H205ZM208 233V232H207ZM212 233L215 234V232L213 231ZM260 238H261V241L262 243H260V246L261 248L264 250V230L261 232L260 231ZM72 232H67L65 234H63L65 237H67V242H71L73 241V238L72 235ZM83 234V233H82ZM81 234V235H82ZM87 234V233H86ZM93 234V232H92ZM123 234V233H122ZM128 234V236H129ZM130 234V235H131ZM175 234V233H174ZM220 234V233H218ZM217 234V235H218ZM250 234V233H249ZM258 234V233H257ZM256 234V235H257ZM85 235V233H84ZM98 235V233H97ZM135 235V234H134ZM135 235V237L137 236ZM148 234L146 235L147 237L149 236ZM172 235V234H171ZM183 235V234H182ZM222 235V234H221ZM220 235V236H221ZM227 235V234H226ZM251 235V234H250ZM249 235V236H250ZM255 235V234H254ZM21 236H37L39 239H34V240H27V239H20ZM77 235L75 234V237ZM80 236V235H79ZM78 236V237H79ZM91 236V235H90ZM122 236V235H121ZM125 236V235H124ZM149 236V237H150ZM170 236V234H169ZM174 236V235H172ZM44 237V236H43ZM52 237V238H51ZM87 237V236H86ZM134 237V236H133ZM147 237L144 236V238L147 239ZM175 237V236H174ZM173 237V238H174ZM186 237V236H185ZM228 237V235H227ZM257 237V236H256ZM59 238V237H58ZM62 238V237H60ZM90 238V237H88ZM106 238V237H105ZM128 238V237H127ZM140 238V237H139ZM143 238V236H142ZM167 238V236H166ZM234 238V237H233ZM236 238V237H235ZM249 238V237H248ZM253 238V236H252ZM251 238V239H252ZM85 239V238H83ZM96 239V238H95ZM102 239V238H101ZM108 239V238H107ZM132 239V238H131ZM141 239V238H140ZM208 239V240H206ZM245 239V238H244ZM60 240V239H59ZM80 240V239H79ZM98 240V238H97ZM105 240V239H104ZM129 240V238H128ZM152 240V239H151ZM158 240V239H157ZM165 240V239H164ZM168 241V239H166ZM173 240V239H172ZM236 240V239H235ZM66 241V240H65ZM99 241V240H98ZM103 241V240H102ZM122 241V240H121ZM185 241V240H184ZM213 241V240H210V242ZM246 242H248V240L246 239L245 240ZM60 242V241H59ZM84 242V241H83ZM157 243V241H155ZM161 242V241H160ZM172 242V241H171ZM170 242V243H171ZM175 244L178 245L179 242H178V238L175 239ZM214 242L215 239H214ZM55 243V242H54ZM53 243V244H54ZM87 243H89L87 241ZM100 244V241L99 242H96V244ZM141 243V242H140ZM146 243H150V239H147V242ZM224 243V242H223ZM231 243V242H230ZM241 243V242H240ZM250 243V242H249ZM35 244V245H36ZM51 244V243H49ZM56 244V243H55ZM95 244V246H97ZM125 246H126V250L124 249V251L121 253L122 256L126 255L128 256L129 254L131 255L130 252H128V250L132 248V245L134 246V244H131L130 242L128 243V241L124 242ZM143 244V240H142V243ZM140 244V245H141ZM172 244V243H171ZM216 245V243H214ZM233 244V243H232ZM88 245V244H87ZM85 245L86 247L89 246V248L91 247H94L93 245ZM117 245V244H116ZM115 245V246H116ZM121 245V244H120ZM160 245V244H159ZM162 245V244H161ZM164 245V244H163ZM162 245V246H163ZM208 245V244H207ZM223 245V244H221ZM245 245V244H244ZM252 245V244H251ZM25 246V245H24ZM33 246V245H32ZM84 245H75L74 247L76 248V250H84L85 248ZM99 246V245H98ZM118 246V245H117ZM137 246V245H135ZM143 246V245H142ZM141 246V247H142ZM209 246V245H208ZM217 246V245H216ZM215 246V247H216ZM241 245L239 244V241H238V245L235 244V246H230L232 249L231 251H229L230 249L228 248H225L224 247V250L222 253L219 252L220 256H215L213 257V262L215 261L216 263V260L218 261H222L224 263L222 264H264V251L263 252H259V256L256 257V258H252L250 259L249 257V254L246 255V253H243L245 250H247L248 248H250V246L246 245V247H241V249H243L244 251L241 253L240 251H238V249H236L237 247H240ZM256 246V245H255ZM48 247V246H47ZM58 247V246H57ZM148 247V246H146ZM174 247V246H173ZM217 247H221V246H217ZM227 247V246H226ZM229 247V246H228ZM13 248V247H12ZM15 248V247H14ZM21 248V247H19ZM50 248V247H49ZM72 246H66V248L62 247L60 248L59 252H61L62 254L64 253V256L63 258L65 257V255H70L72 254V251L69 252V249H71ZM98 248V247H97ZM96 248V249H97ZM108 248V247H107ZM119 248V247H118ZM153 247L151 248H147L149 251H153L152 250ZM163 248V247H162ZM251 248H254V247H251ZM258 248V247H257ZM22 249V248H21ZM29 249V248H28ZM27 249V250H28ZM32 249V248H31ZM38 249V248H37ZM44 249V248H43ZM99 249V248H98ZM97 249V250H98ZM105 249V248H104ZM109 249V248H108ZM114 250V248H112ZM137 249V248H136ZM141 249V248H139ZM138 249V251H139ZM213 249V248H212ZM219 249V248H218ZM260 249V248H259ZM17 251V249H15ZM14 250V251H15ZM19 250V249H18ZM51 250V249H50ZM73 250V249H72ZM75 250V249H74ZM100 250V249H99ZM118 250V249H117ZM116 250V251H117ZM142 250V249H141ZM197 250V251H195ZM216 249L214 248V251ZM45 251V250H43ZM49 250H47V252H45L46 256L48 257L49 256ZM87 251V250H86ZM85 251V252H86ZM136 251V250H135ZM143 251H145L143 249ZM220 251V249L218 250ZM28 252V251H27ZM38 252V251H36ZM42 252V251H40ZM58 252V251H57ZM88 252V251H87ZM86 252V253H87ZM100 252V251H99ZM102 252V251H101ZM119 252V251H118ZM146 252V251H145ZM212 252V251H211ZM217 253V251H215ZM255 252V251H253ZM26 251L24 253H19V257H17V255H15V258L13 257L14 261H12V264H24L25 262H27V259L29 257H27L28 255L25 254ZM35 253V252H33ZM49 253V254H48ZM56 253V252H55ZM94 253V252H93ZM209 253V252H208ZM7 255V253H5ZM13 254V253H12ZM22 256H21V255ZM52 255L54 253H51ZM76 254V253H75ZM94 254H98V253H94ZM101 255H103L102 253H100ZM133 254V253H132ZM143 254V253H141ZM147 254V253H146ZM203 254V253H202ZM211 254V253H209ZM253 254V253H252ZM252 254H250V256H252ZM10 255V254H8ZM78 255V254H77ZM83 254H81L79 252V257L80 259L78 264H112V260L111 261H106L108 263H101L99 262V260H101V258H94V256L91 254V255H88L87 254V257L86 258H81V257H84ZM99 255V254H98ZM97 255V256H98ZM111 255V254H110ZM114 255H119V254H114ZM129 255V256H130ZM136 255V254H135ZM139 255V254H138ZM212 255H213V252H212ZM216 255V254H214ZM218 255V254H217ZM257 255H258V252H257ZM11 256V255H10ZM14 256V255H13ZM55 256H58V255H55ZM62 256V255H61ZM60 256V258H61ZM72 256V255H71ZM74 256V255H73ZM86 256V255H85ZM100 256V255H99ZM125 256V257H126ZM132 256V255H131ZM144 256V255H143ZM143 256H133L132 258L135 259V260H141V261H144L143 264H145L148 260L147 259H144ZM211 256V255H210ZM17 257V258H16ZM32 257H36V255L32 256ZM50 257V256H49ZM48 257V258H49ZM54 257V255H53ZM70 257V256H69ZM68 257V258H69ZM117 257V256H116ZM115 257V258H116ZM125 257H123V264L126 262L125 261ZM139 257V258H138ZM186 257V258H185ZM190 257V258H188ZM246 257H249V260L246 261ZM255 257V256H254ZM20 258V260H18ZM31 258V257H30ZM62 258V259H63ZM112 258V257H111ZM125 258V259H124ZM138 258V259H137ZM188 258V259H187ZM211 258V257H208V259ZM259 258V259H257ZM12 259V258H11ZM8 258V260H11ZM35 259V258H33ZM39 259V258H38ZM47 259V258H46ZM50 259H55L54 258H51ZM49 259V260H50ZM65 259V258H64ZM75 260L76 257L74 258ZM73 259V260H74ZM104 259V258H103ZM119 259V257L117 258ZM130 259V258H129ZM149 259V258H148ZM152 259V260H154ZM177 259V258H176ZM207 259V258H206ZM245 259V260H244ZM68 260V259H67ZM71 260V258H70ZM69 260V261H70ZM128 260V259H126ZM133 260V261H135ZM138 260V261H139ZM151 260V261H152ZM29 262L32 261L31 260H28ZM39 261V260H38ZM56 261V260H55ZM54 261V262H55ZM59 261V260H58ZM72 261V260H71ZM115 261V260H114ZM130 261V260H129ZM128 261L127 264H130V262ZM153 262L154 264L156 262ZM177 261V260H176ZM179 261V259H178ZM191 261V262H190ZM203 261V260H201ZM206 263H200L198 262V264H210L212 261L211 260H205ZM3 262V261H2ZM7 262V261H6ZM36 262V261H35ZM39 262H43V261H39ZM38 262V263H39ZM46 262V261H44ZM68 262V261H67ZM8 263V262H7ZM6 263V264H7ZM28 263V262H27ZM63 263V262H60V264ZM0 264H4L3 263H0ZM30 264H32V262H30ZM33 264H37V263H34V260H33ZM47 264V263H46ZM49 264H53L52 262H49ZM55 264V263H54ZM58 264V263H57ZM65 264H70V263H65ZM77 264V263H75ZM141 264V263H140ZM149 264V263H148ZM151 264V263H150ZM178 264V263H176ZM195 264V263H193ZM214 264V263H213ZM217 264H220V263H217Z\"/></svg>",
    "mask_w": 264,
    "mask_h": 264
}]
</instances>
